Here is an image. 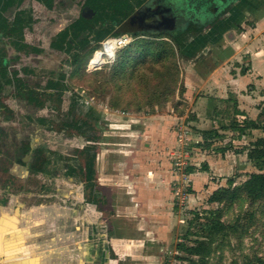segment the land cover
Segmentation results:
<instances>
[{
	"label": "rangeland",
	"instance_id": "obj_1",
	"mask_svg": "<svg viewBox=\"0 0 264 264\" xmlns=\"http://www.w3.org/2000/svg\"><path fill=\"white\" fill-rule=\"evenodd\" d=\"M20 1L0 27V189L10 188L16 206L27 195L26 205L52 202L62 215L56 232L72 234L73 254L88 226V264H191L178 244L198 240L210 243L206 264L264 261V200L209 201L230 180L240 185L258 171L248 152L264 130L240 136L226 128L235 103L257 121L264 109V0L219 1L238 36L225 41L237 40L225 50L224 69L217 55L208 70L188 68L181 56L173 99L141 110L113 108L111 94L92 85L119 51L103 54L99 68L89 63L106 38L119 32L134 40L133 31L145 29L102 18L103 0ZM206 11L155 33L219 25L223 16ZM229 31L205 35L213 42L203 48L215 52ZM210 129L221 136L207 145L201 131ZM215 210L233 229L211 241L205 226Z\"/></svg>",
	"mask_w": 264,
	"mask_h": 264
},
{
	"label": "trees",
	"instance_id": "obj_2",
	"mask_svg": "<svg viewBox=\"0 0 264 264\" xmlns=\"http://www.w3.org/2000/svg\"><path fill=\"white\" fill-rule=\"evenodd\" d=\"M37 1L44 4L52 2L51 0ZM219 1L226 0H103L102 13H105L99 16L119 23L124 22L123 30L139 28L145 31L143 34L139 33L140 31H133L136 35L135 39L117 52L113 63L106 66L108 68L106 71L101 70L94 74L95 79L92 85L96 86L100 92L111 94L110 102L113 108L126 106L141 110L153 104L165 105L175 95L178 60L182 56V51L194 38L203 33L205 26H200L192 32L190 22L188 30L182 35L170 32L160 35L155 31H159L166 25L173 26L178 22L181 23L188 14L205 11L206 7L208 14H216L217 18L223 16L226 10H220ZM20 3L21 1L16 3V0H0V27L5 21L3 12ZM164 13L167 14L166 17H163ZM77 26L78 24L72 23L65 31L60 32L57 38L61 42L67 41L70 29ZM120 34L123 33L117 32L115 35ZM234 106L235 118L226 129L238 131L240 136L248 130H264V109L257 121V119L246 117L236 103ZM239 115L245 116L246 119L239 122L237 119ZM259 123L263 125L260 126ZM201 135L204 144L207 145L221 136L216 129L203 130ZM248 158L258 171L249 174L240 185L230 180L228 187H220L213 193L209 200L211 203L232 202L240 198L242 194L254 200H264V137L253 142ZM191 169L189 171H192ZM232 229V226H225L219 212L215 210L205 226L206 238L213 241L219 234L225 235L227 230ZM196 243L191 246L179 243L178 246L188 255L191 264H206L210 243H205L204 240H198ZM255 264H264V261L258 259Z\"/></svg>",
	"mask_w": 264,
	"mask_h": 264
},
{
	"label": "crops",
	"instance_id": "obj_3",
	"mask_svg": "<svg viewBox=\"0 0 264 264\" xmlns=\"http://www.w3.org/2000/svg\"><path fill=\"white\" fill-rule=\"evenodd\" d=\"M221 19L222 20H220L219 25L209 24L207 25V28L205 26L202 33L203 35L201 34L194 38L182 51V64L183 61H186L188 64L185 66L188 68L195 70H208L209 68H213L214 65H216L217 61L214 55H217L220 62L223 60V62H221V68L224 69L223 66L226 64H223L226 54L225 50L230 49L232 51L233 45L234 43L236 44L237 40L232 39L228 42V46L232 45V48L230 46H226L225 41L228 36L233 34L236 37L238 36L235 34L236 32H232V27L228 25V23L230 24L231 21L230 18L227 17V14H224ZM219 27L221 32H225V30L230 31L226 36L223 35L220 43L216 44L217 48L214 52L209 48L213 41H209L210 38L208 37L205 40V35L207 36L212 31H214L211 36L212 38L215 37L217 33L216 28L219 29ZM204 42L209 46L203 48L204 46L202 45ZM214 59L216 62H214ZM14 198L16 197H10L9 204L6 206H0V264L89 263L88 256L89 253L92 252L88 250L87 247L89 242L92 245L93 241L90 238L93 236H89L88 226L84 231L85 233L82 235L84 237V246L80 248L79 251H77L78 253L76 252L73 254L76 248L74 250L71 248L72 246L70 242H73L72 234H69L68 236L65 235V233L60 234L59 232H56V229L59 230L60 227L58 218H60L62 215L60 213V216L58 215L59 217H56V214H58V208L53 206L52 202L32 201L31 205H26L27 200L30 199V195H27L26 198H24V200H26V203L24 202L25 205L19 204L16 206ZM97 236L98 234H96V237ZM49 237L52 239H49ZM51 240H53V243H51ZM117 240L120 239H111V244L117 245ZM58 241L60 242V245L56 247L55 242ZM114 241L116 242L113 244ZM52 244H55V248L53 249H51ZM95 245L98 247L99 242H95ZM58 248L59 250H57Z\"/></svg>",
	"mask_w": 264,
	"mask_h": 264
},
{
	"label": "built area",
	"instance_id": "obj_4",
	"mask_svg": "<svg viewBox=\"0 0 264 264\" xmlns=\"http://www.w3.org/2000/svg\"><path fill=\"white\" fill-rule=\"evenodd\" d=\"M132 41H133V37H131L129 34L110 36L104 40L102 44L103 50L106 51V54L112 56L117 51H120L121 49L127 47L129 44H131Z\"/></svg>",
	"mask_w": 264,
	"mask_h": 264
},
{
	"label": "flooded vegetation",
	"instance_id": "obj_5",
	"mask_svg": "<svg viewBox=\"0 0 264 264\" xmlns=\"http://www.w3.org/2000/svg\"><path fill=\"white\" fill-rule=\"evenodd\" d=\"M164 16L163 17H166L167 16V14L166 13H164L163 14ZM8 155L7 156H9V158H11L12 157V155H10V153L9 152H6ZM23 155V154H22ZM21 155V156H22ZM19 158V157H18ZM13 159V158H12ZM21 160L22 159H24V156H22L21 158H20ZM20 159H18V160H14V163H16V162H18ZM13 162V161H12ZM9 190H10V188H8ZM5 190V191H3L2 189H0V206H6L7 204H9V201H10V196L11 195H13L14 193H11L9 190ZM9 192V193H8ZM5 193H7V194H5ZM5 197H8L9 199H4Z\"/></svg>",
	"mask_w": 264,
	"mask_h": 264
},
{
	"label": "bare ground",
	"instance_id": "obj_6",
	"mask_svg": "<svg viewBox=\"0 0 264 264\" xmlns=\"http://www.w3.org/2000/svg\"><path fill=\"white\" fill-rule=\"evenodd\" d=\"M103 54H106V51L103 50V51H97L96 52L93 61L89 63V67L91 68V70H93L95 68H99L103 64V62H104Z\"/></svg>",
	"mask_w": 264,
	"mask_h": 264
}]
</instances>
